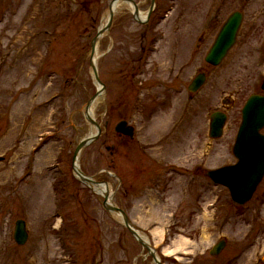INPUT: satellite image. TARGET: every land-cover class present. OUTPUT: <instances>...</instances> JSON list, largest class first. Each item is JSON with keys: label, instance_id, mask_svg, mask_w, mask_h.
I'll return each mask as SVG.
<instances>
[{"label": "rangeland", "instance_id": "1", "mask_svg": "<svg viewBox=\"0 0 264 264\" xmlns=\"http://www.w3.org/2000/svg\"><path fill=\"white\" fill-rule=\"evenodd\" d=\"M112 1L0 0V264H155L73 171L74 150L94 131L84 118L97 91L91 43ZM133 1L147 14L150 0ZM118 5L97 46L105 92L93 116L110 126L80 168L109 185L162 264H264V178L238 207L206 176L236 163L242 109L262 94L264 0H157L149 31ZM234 12L243 14L237 41L211 67L205 55ZM200 72L207 82L189 95ZM223 108L224 134L212 140L210 115ZM121 118L134 140L114 133ZM20 219L23 247L13 240Z\"/></svg>", "mask_w": 264, "mask_h": 264}, {"label": "water", "instance_id": "2", "mask_svg": "<svg viewBox=\"0 0 264 264\" xmlns=\"http://www.w3.org/2000/svg\"><path fill=\"white\" fill-rule=\"evenodd\" d=\"M126 2L131 3L134 6L135 17L139 15V9L132 0H115L110 5V15L108 24L105 29L98 32L97 37L92 42L91 54L92 57L95 54L96 45L99 37L110 28V25L113 20V4L117 2ZM152 5L148 13L147 18L150 16L151 11L153 10L155 0H151ZM138 21H140L138 19ZM242 22V15L239 13H233L229 19L224 24L222 30L220 31L213 47L211 48L209 54L206 57V61L214 66H217L221 63L223 58L226 56L227 52L235 43L236 34L239 29V26ZM93 73L95 75L96 81L99 85L101 82L99 80L96 67L92 65ZM205 82L204 75H198L192 82L189 87L191 92L198 91ZM264 90V82L262 85ZM99 91L94 97L90 99L87 103V110L90 107V104L101 95ZM89 122L96 127L98 134L100 133V127L97 123L91 119L88 114L86 115ZM226 121V116L220 113H215L212 115L211 123V136L214 138L220 137L222 135L223 126ZM264 128V97L260 95H253L250 97L246 103L243 112H242V123L239 128L238 136L234 146V155L238 159V163L234 166H228L216 171L208 172V176L218 184H222L229 188L232 200L239 204L243 205L252 197L257 185L262 180L264 176V135L260 131ZM116 131L132 136L133 129L127 127L126 123H120L116 127ZM95 139V138H94ZM91 140H83L77 147L74 159L77 158L81 150L87 146ZM85 180V179H84ZM88 184L91 183L89 180H85ZM109 196L105 195L104 206L107 211L120 215L122 217L124 225L129 229L131 234L137 239V241L148 250L149 254L153 259L158 263L155 253L152 248L148 247L146 242L137 234V232L131 227L130 221L126 214L119 208L109 205L108 203ZM14 239L17 244L24 245L28 239V234L26 230V224L24 221L19 220L16 222V228L14 233ZM225 242L221 241L213 247L210 254L216 256L221 253L225 247Z\"/></svg>", "mask_w": 264, "mask_h": 264}, {"label": "bare ground", "instance_id": "3", "mask_svg": "<svg viewBox=\"0 0 264 264\" xmlns=\"http://www.w3.org/2000/svg\"><path fill=\"white\" fill-rule=\"evenodd\" d=\"M130 6H131V10H132V12H134V7H133L132 5H130ZM118 8H119L118 3L113 4V6H112V10H113L114 13L118 10ZM108 16H109V14H108ZM138 16H139V19H140V20H144V19H145V14H143V13L139 14ZM105 25H106V24L102 25L101 28H103ZM97 51H98V49H97L96 52H95L96 56L93 57V63H94V64H96V63H97V60H98ZM99 88H100V87H99ZM98 99H99V98H98ZM96 103H97V101H93V102L90 104L89 109L86 111V114H88V116H90L91 118L94 117V116H93V109H94V106H95ZM91 135H94V132H92ZM75 168H76V169L79 168V160H78V159L76 160ZM94 190H95V192H96L97 194H99L100 196H104V195L108 194V196H109V200H108V201H109L110 204H113V201L111 200V199H112V193H111V191H110L109 186L104 185V184H102V185H96V186H94ZM146 244H147V243H146ZM147 245H148V247L150 248V245H149V244H147Z\"/></svg>", "mask_w": 264, "mask_h": 264}]
</instances>
